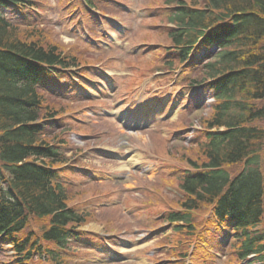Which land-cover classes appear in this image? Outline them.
Returning a JSON list of instances; mask_svg holds the SVG:
<instances>
[{
  "label": "rangeland",
  "instance_id": "rangeland-1",
  "mask_svg": "<svg viewBox=\"0 0 264 264\" xmlns=\"http://www.w3.org/2000/svg\"><path fill=\"white\" fill-rule=\"evenodd\" d=\"M95 1L99 10L112 18L109 22L115 30L106 39L101 38L106 35L104 21L90 19L87 14L83 22L81 11L74 10L81 0H35L37 7L28 16V26L14 24L19 37L29 35L27 41L58 46L66 61L76 66L72 69L77 73L74 78L54 75L43 93L44 105L48 104L55 115L49 118L44 139L58 146L66 157L54 168L59 169L73 206L89 214L79 226L81 237L62 251L65 264H184L191 254L199 260L202 252L198 248L185 261L182 256L189 251V239L193 245L199 226L206 225L204 236L213 232L212 225L203 219L206 209H198L201 219L193 217L192 224L197 227L194 234L185 226L181 234H172L175 224H168L166 216L179 210L183 197L180 176L189 165L188 157L203 158L198 151L202 144L197 146L205 140L199 117L210 112L205 104L211 101L212 90L208 84L191 91L180 89L179 83L190 87L180 71H162L166 65L161 58H173V43L167 34L171 27L167 14L174 9L173 2L123 0L119 6L126 13L121 14L106 7L104 0ZM165 4L159 17L140 21L146 13L144 6L152 11ZM80 8L87 12L85 4ZM115 14L125 21L113 18ZM141 22L151 28H138ZM120 23L136 28L125 33L122 28L127 24L120 28ZM188 72L197 79L202 74L199 69ZM97 82L108 89L105 95L95 88ZM68 86L75 87L68 91ZM82 87L86 91L81 93ZM162 96V101L173 102L169 113L160 106ZM132 115L137 120L134 126L143 128L128 129ZM262 219L264 229V215ZM167 242L175 254L168 252ZM216 244L211 251H218L222 257L205 253L209 255L202 259L205 264H228L237 259L233 253L224 261L228 244ZM11 255L7 245H0V264H6ZM171 256H180L181 261L177 263ZM32 264L51 263L36 259Z\"/></svg>",
  "mask_w": 264,
  "mask_h": 264
},
{
  "label": "trees",
  "instance_id": "trees-1",
  "mask_svg": "<svg viewBox=\"0 0 264 264\" xmlns=\"http://www.w3.org/2000/svg\"><path fill=\"white\" fill-rule=\"evenodd\" d=\"M165 2L174 3L167 14L173 58L162 57L168 69L191 67L190 55L200 44L218 48L199 68L201 76L191 80L214 90L209 114L199 118L205 140L197 146L203 158L188 157L180 176L179 210L166 218L194 234V215L186 210L212 208L208 223L213 231L235 233L234 253L262 257L264 232L253 228L264 215V0ZM9 3L32 6L35 0H0V11ZM18 35L0 12V237L11 244L15 264H30L43 254L52 264H65L59 249L70 236L80 237L77 229L89 214L73 206L52 168L65 156L44 139L43 119L52 114L27 77L74 64L58 46ZM35 223L41 224L35 228ZM205 227L199 226L197 235L201 258L209 253L204 247L213 236H204Z\"/></svg>",
  "mask_w": 264,
  "mask_h": 264
}]
</instances>
